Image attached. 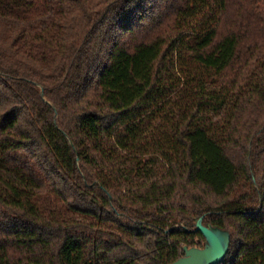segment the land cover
<instances>
[{"label": "trees", "instance_id": "obj_1", "mask_svg": "<svg viewBox=\"0 0 264 264\" xmlns=\"http://www.w3.org/2000/svg\"><path fill=\"white\" fill-rule=\"evenodd\" d=\"M200 217L264 264V0H0V264H171Z\"/></svg>", "mask_w": 264, "mask_h": 264}, {"label": "water", "instance_id": "obj_2", "mask_svg": "<svg viewBox=\"0 0 264 264\" xmlns=\"http://www.w3.org/2000/svg\"><path fill=\"white\" fill-rule=\"evenodd\" d=\"M203 218L197 219L196 230L204 235L205 246H184V255L171 264H219L224 260L229 252L231 234L228 230L205 224Z\"/></svg>", "mask_w": 264, "mask_h": 264}]
</instances>
